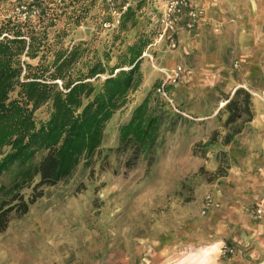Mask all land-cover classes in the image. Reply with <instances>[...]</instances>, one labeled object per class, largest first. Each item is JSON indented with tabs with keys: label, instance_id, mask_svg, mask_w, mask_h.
<instances>
[{
	"label": "rangeland",
	"instance_id": "1",
	"mask_svg": "<svg viewBox=\"0 0 264 264\" xmlns=\"http://www.w3.org/2000/svg\"><path fill=\"white\" fill-rule=\"evenodd\" d=\"M70 1L79 6L53 0L55 13ZM96 6L77 28L67 9L57 26L68 31L66 43L101 46L110 32L101 29ZM9 17H15L11 0H0V23ZM214 26L218 31L208 29L198 42L181 40L169 49L161 41L151 48L153 60L141 64L143 83L108 123L92 170L80 166L67 183L42 188L43 196L0 233V264H202L200 250L214 243L223 245L224 260L243 254V242L229 231L241 228L246 216L256 220L264 213V43L260 56L244 57L233 40L220 41L221 25ZM133 33L124 36L122 49ZM176 66L180 78L165 84V96L157 90L154 95L178 123L173 131L164 129L152 166L140 159L128 168V154L108 150L116 147L119 127L134 106ZM239 87L252 95L254 116L223 145L226 114L218 111ZM214 131L218 141L205 147ZM22 193L28 198L31 188ZM206 196L218 206L205 209ZM224 246L233 251L224 252Z\"/></svg>",
	"mask_w": 264,
	"mask_h": 264
},
{
	"label": "trees",
	"instance_id": "2",
	"mask_svg": "<svg viewBox=\"0 0 264 264\" xmlns=\"http://www.w3.org/2000/svg\"><path fill=\"white\" fill-rule=\"evenodd\" d=\"M76 1L77 8L70 1L58 14L48 0L36 19L0 23V233L43 196V187L67 183L80 166L92 170L108 123L143 83L142 54L154 36L150 0L128 6L100 47L87 40L66 43L68 31L57 28L67 9L77 28L96 3L98 12L102 8L101 0ZM130 32L132 41L122 49ZM158 86L154 82L134 106L119 127L116 147L108 150L128 154V168L140 159L152 166L164 129L173 131L178 123V115L170 116L167 103L154 95ZM218 113L226 114L221 143L228 145L253 119L252 95L236 88ZM217 141L214 131L205 147ZM24 188H31L28 198Z\"/></svg>",
	"mask_w": 264,
	"mask_h": 264
},
{
	"label": "crops",
	"instance_id": "3",
	"mask_svg": "<svg viewBox=\"0 0 264 264\" xmlns=\"http://www.w3.org/2000/svg\"><path fill=\"white\" fill-rule=\"evenodd\" d=\"M195 2L206 9V19L200 20L190 32L180 31L178 42L203 40L208 34V29L213 31L217 28L214 24L219 23L221 42L233 40L236 43V51L244 57L262 54H260L262 45L259 43H264V0H195ZM254 52L259 54L252 55ZM259 206L264 207V196H260ZM237 228L234 226L229 234L234 240L243 242V254L227 260L218 255L215 258L216 264H264V213L256 220L246 216L241 228ZM222 247H219L220 254Z\"/></svg>",
	"mask_w": 264,
	"mask_h": 264
},
{
	"label": "built area",
	"instance_id": "4",
	"mask_svg": "<svg viewBox=\"0 0 264 264\" xmlns=\"http://www.w3.org/2000/svg\"><path fill=\"white\" fill-rule=\"evenodd\" d=\"M136 0H101L100 27L104 32L113 31L120 20V16L128 6L134 5ZM13 16L21 19H36L39 17L41 7L48 3V0H11ZM150 20V28L154 36L150 46L143 52L142 56L152 61L151 48L156 43L165 41L169 49L178 46V33L180 31H192L200 20L206 19V9L196 4L195 0H150L147 10ZM214 32L218 28L213 29ZM180 66L165 72L164 82L157 87V92L165 96V84L175 83L181 76ZM218 204L210 196L204 199V208H215ZM260 213V209L257 210ZM224 252H232L233 249L224 246Z\"/></svg>",
	"mask_w": 264,
	"mask_h": 264
},
{
	"label": "clouds",
	"instance_id": "5",
	"mask_svg": "<svg viewBox=\"0 0 264 264\" xmlns=\"http://www.w3.org/2000/svg\"><path fill=\"white\" fill-rule=\"evenodd\" d=\"M201 255L203 257L202 264H216L215 258L219 255V245L213 244L209 247L203 248L201 250Z\"/></svg>",
	"mask_w": 264,
	"mask_h": 264
},
{
	"label": "bare ground",
	"instance_id": "6",
	"mask_svg": "<svg viewBox=\"0 0 264 264\" xmlns=\"http://www.w3.org/2000/svg\"><path fill=\"white\" fill-rule=\"evenodd\" d=\"M202 249H203V248H202ZM202 249H201V250H202ZM201 250H200V254H201ZM201 256H202V255H201Z\"/></svg>",
	"mask_w": 264,
	"mask_h": 264
}]
</instances>
